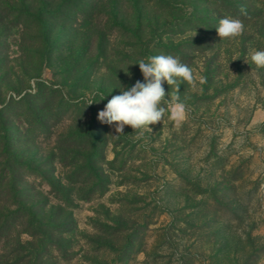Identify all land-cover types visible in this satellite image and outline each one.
I'll use <instances>...</instances> for the list:
<instances>
[{
  "label": "rangeland",
  "instance_id": "rangeland-1",
  "mask_svg": "<svg viewBox=\"0 0 264 264\" xmlns=\"http://www.w3.org/2000/svg\"><path fill=\"white\" fill-rule=\"evenodd\" d=\"M224 17L241 20L243 33L220 40ZM255 50H264V0H0V108L39 83L56 90L11 111L28 126L43 121L25 126L36 163L21 175L53 236L42 264H264ZM157 55L193 70L194 84L179 87L185 118L166 113L139 138L125 126L113 139L99 111L145 82L136 63ZM20 220L0 235V264L36 247Z\"/></svg>",
  "mask_w": 264,
  "mask_h": 264
},
{
  "label": "clouds",
  "instance_id": "clouds-1",
  "mask_svg": "<svg viewBox=\"0 0 264 264\" xmlns=\"http://www.w3.org/2000/svg\"><path fill=\"white\" fill-rule=\"evenodd\" d=\"M240 11L246 14L243 7ZM216 30L220 40L232 39L243 33L244 24L239 19L224 17L219 20ZM250 59L257 68H264V50L253 51ZM136 64L145 82L138 80L126 90L121 87L120 94L111 96L104 109L98 113L97 118L102 124L114 125L116 135H110L113 139L124 135L125 126H130L139 138L145 130L151 132L150 125L163 122L166 113L169 119L178 124L186 115L187 109L180 99L179 87L184 82L194 84L193 70L171 55L152 56ZM165 82L171 89L174 88L167 94L163 87ZM93 103L89 100L88 105Z\"/></svg>",
  "mask_w": 264,
  "mask_h": 264
},
{
  "label": "trees",
  "instance_id": "trees-1",
  "mask_svg": "<svg viewBox=\"0 0 264 264\" xmlns=\"http://www.w3.org/2000/svg\"><path fill=\"white\" fill-rule=\"evenodd\" d=\"M55 92L56 90H53V88L46 86L44 83H39L34 94H27L18 101H12L0 108V206L12 202L17 207V211L14 213L6 214V216L0 214V235L3 232H9L12 227H15L17 221L21 222L20 218H25L27 224L23 233L29 234L38 240L32 251L8 264H42V258L47 256V245L53 243L52 234L43 230L44 227L49 226H45L40 221L42 219L36 212L37 204L30 203L32 196H28V191L22 190L21 187L26 182L21 175L33 171L36 163L35 157H30L33 149H37L35 148L36 139L30 136L31 130L25 128L28 125L24 121V114L18 113L13 116L11 111L14 105L26 109V106L30 105L32 101H39L48 96L53 98ZM25 102L29 103L24 105ZM34 111L31 112L30 110L27 116L34 114ZM16 121H18V125ZM35 122L42 123L43 121L37 117L34 122L29 123V126L32 127ZM35 152L39 154L38 150ZM94 152L96 153L95 149ZM43 163L41 162L42 166L45 165ZM41 164L39 163V166ZM26 199L28 201H25Z\"/></svg>",
  "mask_w": 264,
  "mask_h": 264
}]
</instances>
